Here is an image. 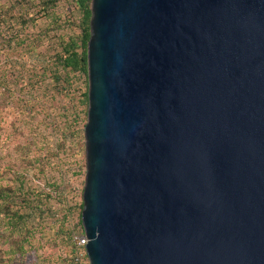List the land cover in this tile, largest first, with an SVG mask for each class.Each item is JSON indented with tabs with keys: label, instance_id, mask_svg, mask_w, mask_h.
<instances>
[{
	"label": "water",
	"instance_id": "water-1",
	"mask_svg": "<svg viewBox=\"0 0 264 264\" xmlns=\"http://www.w3.org/2000/svg\"><path fill=\"white\" fill-rule=\"evenodd\" d=\"M90 264H264V0H92Z\"/></svg>",
	"mask_w": 264,
	"mask_h": 264
},
{
	"label": "rangeland",
	"instance_id": "rangeland-1",
	"mask_svg": "<svg viewBox=\"0 0 264 264\" xmlns=\"http://www.w3.org/2000/svg\"><path fill=\"white\" fill-rule=\"evenodd\" d=\"M28 1L35 4L30 11L36 14L41 8V0ZM55 2V6L50 4L48 14L40 10L36 15L37 30H49L50 33L41 49L51 55L61 49V41L67 42L81 34L80 15L76 14L73 0ZM12 5L15 0H0V9ZM3 35L8 36V33ZM17 58L20 55L11 44L0 38V74L7 73L12 79L16 97L21 96L24 100L37 97L33 104L26 103L22 114L21 104L15 101V96L8 97L3 86L0 87V185L18 188V183L13 182L16 177L21 178L25 184L24 193L32 200L33 210L26 212H32L34 219L29 224L22 253L17 248L23 234L3 238L9 229L6 230L4 222L0 221V264H71L73 244L69 238L82 227L86 179L84 129L88 104L79 103L80 88L85 91L84 78L71 74L72 87L62 84L56 92L44 86L32 88L28 86V64L20 62L23 70L11 67V61ZM16 77L24 81L16 84ZM21 87L25 88L20 91L22 94L19 92ZM63 87L67 90L63 91ZM38 203L42 214L36 215Z\"/></svg>",
	"mask_w": 264,
	"mask_h": 264
},
{
	"label": "trees",
	"instance_id": "trees-1",
	"mask_svg": "<svg viewBox=\"0 0 264 264\" xmlns=\"http://www.w3.org/2000/svg\"><path fill=\"white\" fill-rule=\"evenodd\" d=\"M73 2L76 5V14L80 15L79 29L81 34L79 37L70 38L67 42L61 41V49L54 53V55L48 54L41 49L45 47L44 44L49 38L50 33L49 30H37L38 21L36 15L40 10L43 11L44 14H48L50 4H54V6L56 4L55 0H41V8L36 14L30 11L31 8H34L35 4H30L28 0H15V5L8 8L7 6L1 8L0 38H2L7 44H11L12 49L20 55V58L11 61V67L17 66L23 70L24 68L20 62H23V65H26V63L28 64L30 79L28 86L30 85L32 88H35L36 86H44L49 91L56 92L62 84L71 88L72 83L70 81V75L77 76L78 74L79 77L84 78L82 86L85 87V91H82L80 88L79 103L87 105V43L90 38L92 0H73ZM11 18L13 19L12 21ZM3 33H8V36H4ZM21 77H23V75ZM21 77H16L14 82H16V84L22 83L24 80H22ZM11 82L12 79H9L7 73L4 75L0 74V87L3 86L5 90L4 93H7L8 97L13 98V96H15V101L21 104L19 110L24 114V106L30 102H36L37 97H31L25 100L24 98L21 99V96V98L16 97ZM24 89L21 87L19 92L21 90L24 91ZM62 90L65 91L67 89L66 87H63ZM20 93L22 94L23 92ZM76 116L79 118L78 115ZM16 178L17 179H15V182L13 183H18V188L14 185H0V221L4 222V225L7 228L6 230L9 229L5 232L6 235H4L3 238L9 239L17 234H23L21 240L18 242L19 244L17 248V251L22 253L24 252V246L22 245L27 241L29 224L34 219V215L32 212H26V210L32 209V200L24 193V181L19 177ZM21 195L23 196L21 197ZM35 211L36 215L37 213L42 214L39 203L35 205ZM81 231H83L82 227L80 232ZM73 233H71L69 238L71 243ZM17 251L16 253H18ZM74 255L75 248L73 245L70 255L71 264H73Z\"/></svg>",
	"mask_w": 264,
	"mask_h": 264
},
{
	"label": "built area",
	"instance_id": "built-area-1",
	"mask_svg": "<svg viewBox=\"0 0 264 264\" xmlns=\"http://www.w3.org/2000/svg\"><path fill=\"white\" fill-rule=\"evenodd\" d=\"M72 243L75 248L73 264H90L86 253L87 238L83 231L75 232L72 235Z\"/></svg>",
	"mask_w": 264,
	"mask_h": 264
}]
</instances>
